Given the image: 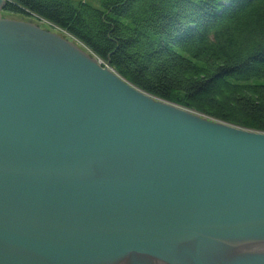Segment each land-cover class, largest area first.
Masks as SVG:
<instances>
[{
    "label": "water",
    "instance_id": "obj_1",
    "mask_svg": "<svg viewBox=\"0 0 264 264\" xmlns=\"http://www.w3.org/2000/svg\"><path fill=\"white\" fill-rule=\"evenodd\" d=\"M4 6L0 264H264V132L152 96Z\"/></svg>",
    "mask_w": 264,
    "mask_h": 264
},
{
    "label": "trees",
    "instance_id": "obj_2",
    "mask_svg": "<svg viewBox=\"0 0 264 264\" xmlns=\"http://www.w3.org/2000/svg\"><path fill=\"white\" fill-rule=\"evenodd\" d=\"M140 90L264 132V0H7Z\"/></svg>",
    "mask_w": 264,
    "mask_h": 264
},
{
    "label": "rangeland",
    "instance_id": "obj_3",
    "mask_svg": "<svg viewBox=\"0 0 264 264\" xmlns=\"http://www.w3.org/2000/svg\"><path fill=\"white\" fill-rule=\"evenodd\" d=\"M5 1V6L2 8V11H1V15L3 16H8L10 18H15V19H18V20H23V21H27V22H34L36 24H39L41 27H44L60 36H64V37H67L69 38L70 40H72L73 42H75L76 44H78V46H81L83 49H86L87 51H89L90 53H92L86 46H84L81 42H79L78 40H76L75 38H73L72 36H70L67 32H65L64 30L58 28L57 26L53 25L52 23H49L48 21L40 18V17H36L34 15H28V16H25V15H20V14H11L9 12H6L5 11V8H6V2L7 0H4ZM93 54V53H92ZM94 55V54H93ZM95 56V55H94ZM95 58L100 62V64L102 66H105V65H108L109 68L110 65L107 63V62H104L103 60L99 59L98 57L95 56ZM113 69V68H112ZM114 70V69H113ZM115 71V70H114ZM174 104V103H173ZM181 107V106H180ZM195 111V110H194ZM218 120V119H217Z\"/></svg>",
    "mask_w": 264,
    "mask_h": 264
}]
</instances>
